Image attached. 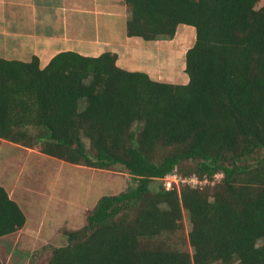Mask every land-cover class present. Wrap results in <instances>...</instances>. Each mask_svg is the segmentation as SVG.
<instances>
[{"label":"trees","instance_id":"trees-1","mask_svg":"<svg viewBox=\"0 0 264 264\" xmlns=\"http://www.w3.org/2000/svg\"><path fill=\"white\" fill-rule=\"evenodd\" d=\"M261 1L124 0L128 36L194 27L186 83L121 68L109 51H61L43 68L36 56L0 57V138L75 165H120L132 178L100 195L80 227L62 229L65 244L46 264H264ZM169 175L178 182L151 188ZM25 223L0 184V238Z\"/></svg>","mask_w":264,"mask_h":264},{"label":"rangeland","instance_id":"rangeland-1","mask_svg":"<svg viewBox=\"0 0 264 264\" xmlns=\"http://www.w3.org/2000/svg\"><path fill=\"white\" fill-rule=\"evenodd\" d=\"M185 28L191 33H186ZM194 35V27L180 24L177 35L170 41L171 52L164 53L165 75L175 76L172 81L183 83L184 78H188L184 71L185 53L181 55L180 50L192 44ZM177 42L183 44L177 45ZM220 176L215 175L211 182L218 181ZM0 177L26 215L21 229L0 238L3 264H46L52 248L65 244L62 229L80 227L100 195L116 193L132 183L130 174L120 165L108 170L95 169L47 156L38 147L30 150L8 143L0 146ZM171 177L154 180L150 186L158 189ZM184 179L180 178V182ZM206 182L189 181L193 185ZM182 224L181 248L190 250L187 241L190 223L184 210Z\"/></svg>","mask_w":264,"mask_h":264},{"label":"crops","instance_id":"crops-1","mask_svg":"<svg viewBox=\"0 0 264 264\" xmlns=\"http://www.w3.org/2000/svg\"><path fill=\"white\" fill-rule=\"evenodd\" d=\"M128 16L124 0H0V57L27 62L36 56L43 68L61 51H75L83 56L109 51L116 54V65L121 68L177 83L172 81L175 76L165 75L163 65L164 53L171 52L170 41L177 30L171 39L128 36ZM194 39L195 35L193 42ZM164 41L168 45H159ZM187 49H181V55ZM187 81L184 78L183 83ZM4 143L14 144L0 138V146ZM0 184L9 193L1 177Z\"/></svg>","mask_w":264,"mask_h":264},{"label":"built area","instance_id":"built-area-1","mask_svg":"<svg viewBox=\"0 0 264 264\" xmlns=\"http://www.w3.org/2000/svg\"><path fill=\"white\" fill-rule=\"evenodd\" d=\"M172 176V177H171ZM171 176H166L164 179H166V178H170L171 177V179L170 180H166V182L164 183V185H165V187L166 188H170L171 187V182L172 181H174L175 183H177L178 182V179H177V177H176V175H171ZM183 182H185V181H194V182H196L197 180L195 179V178H190L189 180H186V179H184V180H182Z\"/></svg>","mask_w":264,"mask_h":264}]
</instances>
